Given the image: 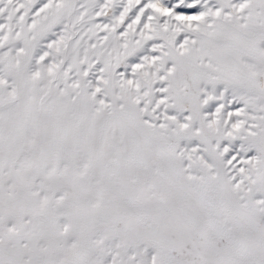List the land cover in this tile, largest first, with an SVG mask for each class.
I'll list each match as a JSON object with an SVG mask.
<instances>
[{
	"label": "snow or ice",
	"instance_id": "obj_1",
	"mask_svg": "<svg viewBox=\"0 0 264 264\" xmlns=\"http://www.w3.org/2000/svg\"><path fill=\"white\" fill-rule=\"evenodd\" d=\"M0 264H264V0H0Z\"/></svg>",
	"mask_w": 264,
	"mask_h": 264
}]
</instances>
